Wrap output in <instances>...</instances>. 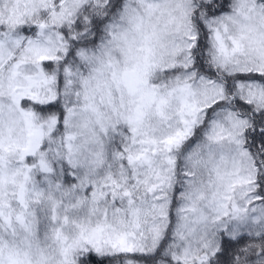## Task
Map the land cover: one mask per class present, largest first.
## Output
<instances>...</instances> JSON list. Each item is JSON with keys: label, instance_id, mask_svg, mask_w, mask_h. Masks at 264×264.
<instances>
[{"label": "snow or ice", "instance_id": "obj_1", "mask_svg": "<svg viewBox=\"0 0 264 264\" xmlns=\"http://www.w3.org/2000/svg\"><path fill=\"white\" fill-rule=\"evenodd\" d=\"M0 264H264V0H0Z\"/></svg>", "mask_w": 264, "mask_h": 264}]
</instances>
